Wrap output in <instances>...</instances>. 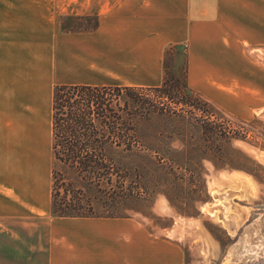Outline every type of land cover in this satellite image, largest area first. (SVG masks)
I'll return each mask as SVG.
<instances>
[{"label":"crops","instance_id":"1","mask_svg":"<svg viewBox=\"0 0 264 264\" xmlns=\"http://www.w3.org/2000/svg\"><path fill=\"white\" fill-rule=\"evenodd\" d=\"M68 19H93L94 26L64 30ZM171 49L175 73L186 58L188 88L224 109L227 99H236L254 116L264 111V0H0V66L4 57H25L34 73L45 67L36 75L42 72V95L49 103L51 151L55 86L159 87ZM116 80L127 85L109 84ZM15 109L8 122L10 147L20 157L21 136L45 133L44 126L31 132L21 123L40 124L44 115ZM0 128L2 137L5 119ZM30 151L31 160H15L8 171L0 157V264H182L177 246L152 240L128 220L53 217L52 184L49 190L39 183V161ZM222 175L238 184L249 178L240 171ZM167 244L175 257L159 250Z\"/></svg>","mask_w":264,"mask_h":264},{"label":"trees","instance_id":"2","mask_svg":"<svg viewBox=\"0 0 264 264\" xmlns=\"http://www.w3.org/2000/svg\"><path fill=\"white\" fill-rule=\"evenodd\" d=\"M181 83L166 75L162 84L154 88L54 87L50 206L53 217L124 218L111 210L100 212L101 205L114 209L139 197L148 181L154 188L175 193L184 180L193 182L199 177L198 169L204 161L216 171H244L227 161L235 152V141L247 142L249 132L244 126L254 125L256 120L250 124L240 122L236 130L217 125L211 118L213 113L205 116L201 109L214 105ZM148 91L155 97L143 94ZM177 144L180 149L175 147ZM223 161L226 164L219 165ZM59 163L77 170L75 181L80 182L79 186L60 185L55 170ZM133 175L140 179L137 192L130 187ZM165 197L174 208L169 195ZM95 199L100 204L97 208L92 204Z\"/></svg>","mask_w":264,"mask_h":264},{"label":"rangeland","instance_id":"3","mask_svg":"<svg viewBox=\"0 0 264 264\" xmlns=\"http://www.w3.org/2000/svg\"><path fill=\"white\" fill-rule=\"evenodd\" d=\"M63 26L64 30H89L94 26V21L93 19H68L63 23ZM57 43L60 46L58 41H55L54 45ZM3 59L6 63L0 66V119H5L6 129L5 135L0 136V147L4 141L6 151L1 153L0 149L1 160L6 161L8 171L10 169L8 166L15 160L20 159L21 164H24L28 159L31 160L30 149L35 150L34 158L39 161L38 181L40 184L45 183V187L50 190L53 165L51 162V131L48 132L49 121L47 120L49 103L42 95L41 84L43 81H40L42 72L36 75L41 69L45 72V67L37 66L36 73H34L33 65L29 60H24L25 57L16 58L18 60H14V62L8 60L7 57ZM172 61L173 52L171 49L167 53L163 79L166 75L172 76L181 80V84L187 87L185 56H182V67L178 73L172 70ZM114 83L127 85L125 81L121 80L109 82L112 85ZM187 89L205 99V96L197 91L188 87ZM149 93L143 94L149 96L148 98L155 97L154 93ZM38 99L39 101L43 99L44 104L35 105ZM208 102L211 104L209 100ZM227 103L229 109H224L213 103L214 107L211 109L205 107H201V109L205 116H209L206 113H213L214 116L211 118L217 121V125L225 128L230 127L233 130L239 129L240 122L250 124L251 121L256 120L254 125L244 126L245 130L249 132L247 142L235 141L233 143L235 152L229 155V161H227V163L244 170L240 172L247 173L249 178L246 179V184L230 182L224 177H220L223 176V173L239 170L216 171L209 162L204 161L198 169L199 177L193 182L184 180L175 193L163 188H154L148 181L145 189L140 191L139 197L122 202L114 209L105 208L104 205H101L103 206L101 210L99 208L100 212L111 210V213L124 218L92 219L107 222L113 220L124 223L127 220L133 222L143 229L152 240L177 246L175 248L180 250L182 264H264V151L259 149L264 148V111L258 116H254L243 104L238 105L236 99L235 102L233 99H227ZM16 105L25 111L37 110L42 116L44 115V120L41 119L38 122L40 124L36 125L35 121L30 122L29 126L21 123L22 130L28 128L26 130L31 132H36L35 130L44 126L45 133H43V137L21 136L20 157L15 156L11 151V130L8 123L11 115L16 112ZM10 106H12V110ZM17 128H15L16 135ZM1 130L2 128H0V135ZM163 146L165 150H168L166 145ZM177 146L179 149L181 148V145L177 144L175 147L177 148ZM164 152L166 153V151ZM224 164H226L225 161L219 162L221 166ZM55 170L60 185L63 183L80 185V182L75 181L77 170L65 166L63 163H59ZM135 175L132 176L130 187L134 192H137L140 179ZM147 178H149L148 175ZM165 194L171 198L174 208L170 205ZM92 204L95 208L100 206L97 200L92 201ZM96 210L95 212L98 211ZM67 222L70 221H57L60 225ZM7 227L9 226L7 225ZM122 228L127 229V227ZM27 237V233H21V239L25 240ZM6 239L8 240V238ZM159 250L167 258L176 256L175 250L168 244L167 246L160 245Z\"/></svg>","mask_w":264,"mask_h":264}]
</instances>
